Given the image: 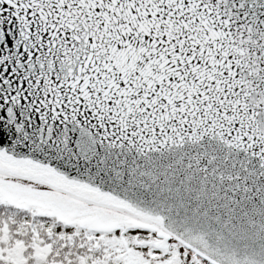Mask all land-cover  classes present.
Returning <instances> with one entry per match:
<instances>
[{
	"label": "snow or ice",
	"instance_id": "1",
	"mask_svg": "<svg viewBox=\"0 0 264 264\" xmlns=\"http://www.w3.org/2000/svg\"><path fill=\"white\" fill-rule=\"evenodd\" d=\"M0 264H264V0H0Z\"/></svg>",
	"mask_w": 264,
	"mask_h": 264
}]
</instances>
